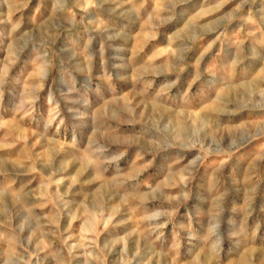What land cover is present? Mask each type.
Returning a JSON list of instances; mask_svg holds the SVG:
<instances>
[{
    "label": "rangeland",
    "instance_id": "1",
    "mask_svg": "<svg viewBox=\"0 0 264 264\" xmlns=\"http://www.w3.org/2000/svg\"><path fill=\"white\" fill-rule=\"evenodd\" d=\"M0 264H264V0H0Z\"/></svg>",
    "mask_w": 264,
    "mask_h": 264
}]
</instances>
